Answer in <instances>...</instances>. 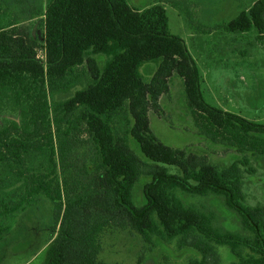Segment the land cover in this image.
Returning <instances> with one entry per match:
<instances>
[{"label":"trees","instance_id":"16d2710c","mask_svg":"<svg viewBox=\"0 0 264 264\" xmlns=\"http://www.w3.org/2000/svg\"><path fill=\"white\" fill-rule=\"evenodd\" d=\"M13 21L0 26V112L18 113L0 127V239L44 196L56 231L44 264H102L101 237L112 226L198 251L201 259L189 264L218 263L221 245L237 258L231 264H264V205H249L243 191L241 165L254 170L248 159L219 168L165 145L150 127L149 110L160 109L176 72L202 135L264 155V123L205 100L200 69L171 32L163 3L48 0L43 42ZM216 29L242 37L257 31L261 42L264 0ZM97 55L105 56L102 67ZM151 61L159 65L147 82L140 68ZM141 176L146 203L138 206L133 189ZM179 192L222 197L241 229L219 226L213 212L186 204Z\"/></svg>","mask_w":264,"mask_h":264},{"label":"rangeland","instance_id":"374dc122","mask_svg":"<svg viewBox=\"0 0 264 264\" xmlns=\"http://www.w3.org/2000/svg\"><path fill=\"white\" fill-rule=\"evenodd\" d=\"M47 1L0 0V26L14 20L20 28L30 31L36 40L43 42L41 20ZM129 2L141 9L153 2L166 6L170 30L184 39L194 57L203 80V95L209 104L264 123V37L260 42L257 31L242 37L216 29L217 25L252 6L255 0ZM177 6H181L184 12H180ZM96 58L102 67L105 56L97 55ZM158 65L153 61L142 64L140 73L145 81L151 80ZM159 103V110L150 108L149 119L152 131L161 142L172 148L184 149L188 154L206 156L219 168L248 159L253 171L249 172L247 166L241 165L246 202L253 206L264 205V155L240 152L233 146L214 143L202 135L188 105L184 80L176 72L169 79V89L161 95ZM17 119L16 112H0V127ZM130 146L146 160L135 139L131 138ZM146 180V176H141L133 189V198L138 206L146 203L143 192ZM179 196L186 204H195L206 212H213L219 226L229 230L241 229L238 214L226 206L222 197L192 196L182 192ZM55 233L52 204L43 196L38 203L18 214L12 230L0 239V264H44ZM154 241L145 242L129 227H108L101 237L99 260L102 264H189L191 259L202 257L192 248L179 249L176 240L165 242L154 238ZM218 253L219 262L216 264L237 261L227 246H218Z\"/></svg>","mask_w":264,"mask_h":264}]
</instances>
